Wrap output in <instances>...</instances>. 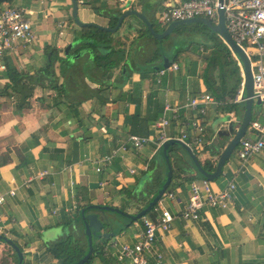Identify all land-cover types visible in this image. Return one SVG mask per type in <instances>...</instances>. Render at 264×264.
Returning a JSON list of instances; mask_svg holds the SVG:
<instances>
[{
    "label": "crops",
    "instance_id": "1",
    "mask_svg": "<svg viewBox=\"0 0 264 264\" xmlns=\"http://www.w3.org/2000/svg\"><path fill=\"white\" fill-rule=\"evenodd\" d=\"M161 1L134 0L131 9L141 12V4H149L151 9L145 15L150 20L166 4L182 2ZM2 5L25 9L37 36L34 43L22 44L17 52L8 54L5 65L10 63L19 71L34 74L47 63L46 47L59 49L61 56L66 58L65 49L70 44H75L73 49L77 46L74 40L80 27L69 24L65 28L66 24L61 22L71 16V0H13ZM79 10L83 23L103 28H109L119 11L124 12L118 0H84V4L79 3ZM59 24L64 27L60 28ZM141 26L130 23L114 33L118 40L116 46H134L132 62L115 68L111 80L102 86L84 77L92 60L82 57L89 53L83 51L70 59L66 74L67 98L76 104L75 107L70 103L56 105L57 93L40 87L36 88L30 101L31 107L21 112L17 111L13 98L0 99V195L6 196L5 203L0 204V231L21 247L24 264H60L47 255L46 246L70 235L81 244L85 242V228L82 229L79 220L75 219L69 225L76 217L74 207L78 206L79 200L82 204L89 201L91 205L118 207L127 198L121 193L123 189L134 191L145 173L164 172L165 162L158 157L162 147L157 149L153 144L140 151L119 152L101 172L97 167L101 158L119 148L129 136H152L153 126L162 116L167 101L185 104L191 97L209 93L203 74L212 49L199 59L187 53L181 55L178 61L171 63L178 64L179 70L167 73L161 83H158L156 74L143 77L142 71L136 69L146 65L139 60L141 49L136 47L142 46L136 45L141 39L137 38ZM176 33L178 39L168 40L170 44L166 46H183V27ZM202 44L215 46L210 42ZM146 46L149 50L154 48L148 43ZM60 65H56L58 72ZM122 69L126 77L121 76ZM215 79L219 85L217 73ZM9 84L7 69L0 67V91ZM222 104L224 102H219V106L208 111L205 147L210 150L198 158L201 164L210 161L213 171L219 158L212 155L218 142L216 136L227 126L226 122L220 121L240 120L235 113L223 111ZM190 118V112L183 110V121ZM252 122L264 127L259 117L253 118ZM175 129L170 128L171 134L176 132ZM257 136L251 131L246 134L253 139ZM236 151L234 159L225 165L223 174L212 182L217 192L234 182V203L226 210L204 207L201 211L203 220L199 222H185L180 218L189 199L190 183L203 178L197 177L185 159L181 161L183 179H175L179 191H169L175 198L166 199L162 204L175 220L169 232H157L155 243V250L163 255L164 264H264V151L250 159L244 168ZM3 155H7V163H2ZM130 169H135L136 173L131 174ZM43 172L48 174L40 177ZM190 177L194 179L188 181ZM29 180L31 183L27 186ZM102 183L106 184L102 186ZM11 190H16L15 196L9 195ZM148 217L156 219L157 214L153 211ZM125 225L130 231L117 235L120 227L110 229L107 232L113 231L116 235L106 242L97 237L96 246L104 247V250L91 264H131L130 260L120 262L115 255L106 252L107 246L116 238L123 243L136 244L144 229L143 221ZM148 260V264H155L153 256ZM0 264H16V258L5 242H0Z\"/></svg>",
    "mask_w": 264,
    "mask_h": 264
},
{
    "label": "built area",
    "instance_id": "2",
    "mask_svg": "<svg viewBox=\"0 0 264 264\" xmlns=\"http://www.w3.org/2000/svg\"><path fill=\"white\" fill-rule=\"evenodd\" d=\"M118 2L124 11L131 9V6L134 5V0H118ZM78 3L84 4V0H78ZM221 7L225 9V22L230 36L244 50L251 62L253 98L264 105V0H223V6H221L220 0H188L176 5L166 4L159 13L158 22L161 25L169 26L176 21L200 17L217 24L218 11ZM59 27L63 28V24H59ZM36 39L33 24L27 18L25 9L11 6L0 8L1 68H6L4 58L8 54L17 52L18 47L22 44L34 43ZM233 56L237 60L243 76V64L234 52ZM178 70V64H171L168 68L161 69L156 73L158 83H161L167 73ZM245 100L244 84H242L235 102L242 103ZM213 106H219V102L209 93L191 97L185 104H173L167 101L164 104L162 116L153 126L154 134L148 137L129 136L128 140L119 148L100 159L97 171L101 172L105 166L110 165L119 152H127L130 149L140 151L149 144L160 149L166 141L171 139L181 140L194 152L197 150L203 154L206 149L205 118ZM183 110L191 114V118L187 122L183 121ZM171 127L176 128L174 134L169 131ZM248 131L257 133L258 136L255 139L246 136L241 139L236 154L242 168L250 159L264 151V127L258 122H252ZM130 173L135 174L136 170L130 169ZM47 174L48 172H43L40 177ZM120 176L121 174H118V177ZM30 183L31 180L26 185L28 186ZM235 191L236 184L234 182H230L225 189L217 192L208 179L203 177L200 180H194L190 183L189 199L180 212V218L185 222L202 221L201 211L206 206L226 210L232 206L236 199ZM9 195L15 196L16 190H11ZM174 198L173 193L166 192L159 202V207L154 208L157 218L152 219L148 216L142 218L144 229L139 234L136 244L123 243L116 238L107 246L106 252L115 255L120 262L130 260L131 264H148V257L153 256L155 264H164L163 255L155 250V243L157 232H169L175 220V216L162 207L166 199ZM5 201L6 196L0 195V204ZM75 209H77L76 206ZM0 235H4L3 232L0 231Z\"/></svg>",
    "mask_w": 264,
    "mask_h": 264
},
{
    "label": "trees",
    "instance_id": "3",
    "mask_svg": "<svg viewBox=\"0 0 264 264\" xmlns=\"http://www.w3.org/2000/svg\"><path fill=\"white\" fill-rule=\"evenodd\" d=\"M12 1L13 0H9L8 2ZM164 1L165 0H162L161 3H163ZM181 1L183 2L188 0ZM2 4L3 3H0V6ZM150 9L151 8L149 4H144V2L141 4V12L143 14H146L148 11H150ZM122 14L123 11H119V14L111 20L109 28H115L117 26ZM150 21L152 22V20ZM141 23L144 27L137 30V38L149 36V38L155 44L154 48L150 52V55L146 49V46H136L141 49V58H144L146 65L143 67L140 66L138 68H135L138 71H142L143 77L149 74H156V68H161L166 59L168 60L169 64H171L178 61L180 56L186 53L190 56L194 55L198 59L201 57L199 48H197V52L193 51L190 48L194 42L183 43L186 44V46H164L165 42L170 40L171 36L176 33V31L178 32L180 28H176L172 35L168 36L162 41H159L150 34L148 28L142 21ZM153 26L155 28L154 24ZM191 26L192 30L188 29L186 25L183 26V36L193 33L197 35H206V30H209L211 33L208 35V41L215 45L205 46L206 51L212 49V52L207 59V67L203 74L207 92L213 95L217 99V101L221 103L224 102V104L220 105L223 111L235 113V115L239 117V121H241L245 112V102L236 103L235 99L239 94V90L241 89V86L243 84V76L238 66V62L233 56V52L222 41V39L216 36V34L211 31L206 25L192 24ZM115 34L111 33L106 28L91 25L80 28V31L75 36L74 42L77 46L74 48L73 58H75L79 53L83 51L89 53L85 57H82L92 60L91 66H87L89 70L86 68V70L84 71V77H88L90 81L101 86L111 80L113 75L112 71L115 68H118L121 64H125L124 66H128V63L132 62V50L134 46H130L129 48L126 46H116V41L118 40H116ZM134 43L135 42L133 41L132 44ZM199 45H201V43ZM45 54L47 59L46 65L38 69L34 74H30L29 72L25 71H19L10 63L6 64L7 76L10 79V84L0 91V99L3 97H10L13 99L16 98L18 112L31 107L30 101L34 97L35 89L37 87H40L44 90L55 91L58 95L56 105L61 103L69 105L68 103H70L74 105V107L76 106L74 102H70L69 98H67L68 78L66 74L67 68L70 67L71 55L63 58L60 54L59 49L54 47H46ZM57 63L61 64L59 72L58 68L56 67ZM123 70L124 69H122L121 76L126 77V74L124 75ZM216 73L218 75L219 85H217V80L215 79ZM245 95L246 94L244 90V97ZM129 100L132 101L133 99L130 98ZM219 148H222V146H219ZM176 149L177 145L172 146L168 151L170 161L173 165L172 184L176 178L183 175L182 165L180 166L179 164H177L176 160L173 161L172 159V156L176 153ZM208 150H210V148H206L203 153H206ZM212 150L213 147L211 151ZM160 153H162V149H160ZM212 155L219 156L220 151H212ZM6 156L7 155H3L1 159L2 163L8 162ZM175 164L177 165V168H175ZM166 165L167 164L165 163L164 172L155 171L153 173L151 181L147 184L145 191L141 193L140 196H137L135 194V190H122L121 193L126 195L131 203L141 205L135 214L148 206L150 201L157 195L158 191L164 184L168 173V168ZM203 166L209 171L214 170L210 161H206ZM193 179V177H190L187 180L192 181ZM169 191H171V189H168L167 192ZM76 199L77 201L79 200L78 195ZM90 205L91 203L89 201L85 204H82V202L79 200L75 219L79 220L81 217L82 209H88ZM153 211L154 209L150 214H152ZM93 212H98V210H87V213ZM72 222L73 220H71L69 223ZM96 237L100 238L99 236ZM84 240L85 242L81 244L77 242L73 237L71 238V236L60 239L57 242L46 246V253L48 256L58 261L60 264H74L88 252V241L86 233H84ZM106 241V239H103V242ZM9 250L13 252L17 262V255L15 254L14 250L11 247H9ZM103 250L104 247L95 246L94 244L92 257L86 264H91L95 256L100 252H103Z\"/></svg>",
    "mask_w": 264,
    "mask_h": 264
},
{
    "label": "water",
    "instance_id": "4",
    "mask_svg": "<svg viewBox=\"0 0 264 264\" xmlns=\"http://www.w3.org/2000/svg\"><path fill=\"white\" fill-rule=\"evenodd\" d=\"M9 0H0V3L8 2ZM72 2V17L75 21V23L80 27L84 26H98L99 25L93 24V23H83L78 18V10H79V3L78 0H71ZM221 6H223V0H220ZM134 16L141 20L146 27L148 28L150 34L156 38L159 41H162L166 39L168 36L172 35L176 28L180 25H186V24H203L206 25L211 31H213L222 41L229 47V49L234 52L238 58L241 60L243 67H244V74H243V84H244V90H245V112L243 114V117L241 121H232L228 120L226 121L227 126L225 128H222L217 133V140L218 142L215 145V150L220 151V155L217 161L216 169L215 171H209L204 168L203 164L199 161L198 157L196 156L195 152L188 147L184 142L178 139H171L166 141L163 146V154L164 158L167 164L168 173L166 180L164 181V184L158 191L157 195L150 201L148 206L138 212L137 214H129L122 209L110 205H90L88 207L89 210H98V211H109L116 214H119L120 216H123L131 221H138L145 216L149 214L161 201L164 194L168 191L170 185L173 181V165L170 161V157L168 155V151L172 146L180 145L182 146L189 156L191 157L193 163L195 164V167L198 171V173L208 179L209 181L213 182L223 174V169L225 165L229 162L231 156L233 153L237 150L241 139L244 138L248 132V129L253 121V106L255 102L261 104L259 101H255L254 91H253V74L251 69V62L244 52V50L233 40V38L230 36L225 22V9L220 8L218 11V23L213 24L210 20L206 18H192L187 19L183 21H176L170 24L167 29L159 33L153 26L152 22L149 20V18L136 9H129L123 12L121 15L118 24L115 28H106L111 33H116L122 24L124 23L125 19ZM103 28V27H101ZM73 45L70 44L67 48L65 53L67 54L72 48ZM170 66L168 60L166 59L164 61L163 66L160 68H156L157 72L161 69H166ZM227 143V145H226ZM219 146H222V148H219ZM223 149V151H222ZM222 151V152H221ZM87 208H83L81 211V218L82 223L85 228V233L88 241V252L76 263L74 264H86L92 257L93 251H94V237L99 236L100 238H104L106 240H110V238L115 237V232H104V224L103 221L99 218L97 212L93 213H87ZM0 242H5L9 247H11L15 254L17 255V262L16 264H24V253L19 245H17L12 239L8 238L7 236L0 235Z\"/></svg>",
    "mask_w": 264,
    "mask_h": 264
},
{
    "label": "rangeland",
    "instance_id": "5",
    "mask_svg": "<svg viewBox=\"0 0 264 264\" xmlns=\"http://www.w3.org/2000/svg\"><path fill=\"white\" fill-rule=\"evenodd\" d=\"M9 5H1L0 6V8H5V7H8ZM161 11H157V13H154L153 14V16L152 17H150V20H152V22H153V24L155 25V28H156V30L159 32V33H162V32H164L166 29H167V27H165L164 25H161V24H159V22H158V17H159V13H160ZM78 18H79V20L81 21L82 20V18H81V10H79V12H78ZM61 22H63V23H65L66 25H65V28L66 27H68L69 26V24H72V25H76V26H78L76 23H75V21H74V19H73V17H72V13H71V16H69V17H66V18H64V19H62V21ZM68 22H70V23H68ZM82 22V21H81ZM130 23H135V24H141L142 26H143V24L141 23V21L138 19V18H136V17H134V16H130V17H128L126 20H125V22H124V24H123V26L121 27V29L119 30V31H121L122 29H124L128 24H130ZM192 24H186V27H188V29H190V30H192V26H191ZM203 25V24H202ZM142 26H141V28H142ZM183 26H185V25H180V26H178V28H182ZM63 27H64V24H63ZM144 27V26H143ZM64 28V29H65ZM177 32V31H176ZM211 32L209 31V30H206V32H205V34L206 35H197V34H189V35H184L183 36V43H191V42H194L193 43V45L190 47L193 51H195V52H197V48H199V50H200V52H201V55L204 53V52H207L206 51V48H205V46H203V44L202 43H206V42H209L208 41V35L210 34ZM176 34L177 33H175V34H173L172 36H171V40L172 39H175V38H177L178 36H176ZM148 38H149V36H147ZM146 37V38H147ZM178 39V38H177ZM144 41V42H143ZM202 44V45H199L200 43ZM147 43L149 44V46H151V47H154L153 46V42L152 41H150V42H147V41H145L144 40V38H141V39H139L137 42H136V45H144V46H146L147 45ZM170 43L167 41V42H165V44H164V46H166V45H169ZM73 45V44H72ZM75 45V44H74ZM73 45V46H74ZM183 46H186V44H183ZM199 46V47H198ZM203 47V48H202ZM68 49L69 48H67V51H68ZM146 49H147V51L149 52V55H150V52H151V49L149 50L148 48H147V46H146ZM72 50H74L73 48H70V50H69V52L66 54L65 53V51H66V49H65V51H64V53L66 54V57L67 56H70L71 55V59H73V54H71V51ZM72 52H74V51H72ZM207 54V53H206ZM140 61H142V63H144L145 62V60H144V58L142 57V58H140L139 59ZM4 61H5V58H4ZM183 63H185L184 61H183ZM88 69V68H87ZM89 70V69H88ZM36 90V89H35ZM35 94V93H34ZM13 101H17L16 100V98L13 100ZM259 117V119H260V121L262 122V123H264V107H263V105L262 104H259V103H257V102H255V104H254V106H253V118H258ZM223 122H226V120H224V121H220V123H223ZM195 154H196V156L199 158V159H201L202 158V156H201V154L200 153H198V151L196 150L195 151ZM159 158H160V160H162V162H163V160H164V162L166 163V161H165V158H164V154H163V149H162V153H160L159 154V156H158ZM234 157H235V152L233 153V155L231 156V158H230V160H229V162L231 161V160H233L234 159ZM172 159H173V161H177V164H179L180 166L182 165V171H183V163L181 162V161H183V159H185L186 161H187V163L191 166V168L193 169V171L195 172V174L197 175V177H199V178H201V175L198 173V171H197V169H196V167H195V164L193 163V161H192V159H191V157L189 156V154L187 153V151L182 147V146H180V145H177V149H176V153L172 156ZM167 166V165H166ZM175 168H177V165L175 164ZM178 178H180V179H183V176L181 175V176H179ZM151 179H152V174L151 173H145V174H143L140 178H139V180H138V187L135 189V194L137 195V196H140V194L141 193H143L144 191H145V188H146V186H147V184L151 181ZM218 180V179H217ZM217 180H215V181H217ZM183 181V180H182ZM214 182V181H213ZM169 189H171V190H176V191H179V187L176 185V182H175V180H174V182H173V184H171L170 185V187H169ZM129 202V203H128ZM169 205H170V207H171V203L169 202ZM140 204L138 205V204H131V202L129 201V199L128 198H126L124 201L122 200L119 204H118V208H120V209H123V211H125V212H127V213H129V214H135L137 211H138V209L140 208ZM171 210H172V212L174 211L172 208H170ZM152 212V211H151ZM151 212H149V215L148 216H150L151 214ZM98 213V216H99V218L103 221V224H104V229H103V231L104 232H107V231H109L110 229H113V228H119V229H117L118 231H117V235H119V234H121L122 232H126V231H130V229L125 225V224H132L133 223V221H131V220H128L127 218H125V217H123V216H120L119 214H116V213H113V212H109V211H98L97 212ZM72 220L74 221L75 220V216L72 218ZM138 221H142V219H140V220H138ZM79 222H80V226L82 227V229H83V227H84V225H83V223H82V219H81V217H80V219H79ZM81 223H82V225H81ZM70 226H71V223L69 224ZM118 225V226H117ZM125 225V226H124ZM70 226H68L69 228H70ZM68 228V229H69ZM71 236V238L73 237L74 238V236L73 235H70ZM97 237L95 236L94 237V243H95V246H96V243H97Z\"/></svg>",
    "mask_w": 264,
    "mask_h": 264
}]
</instances>
